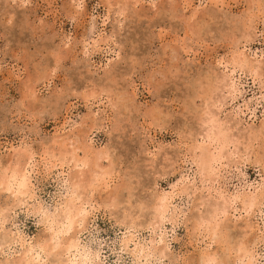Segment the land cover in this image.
Instances as JSON below:
<instances>
[{
	"label": "rangeland",
	"instance_id": "1",
	"mask_svg": "<svg viewBox=\"0 0 264 264\" xmlns=\"http://www.w3.org/2000/svg\"><path fill=\"white\" fill-rule=\"evenodd\" d=\"M239 50L259 60L258 72L233 65ZM223 71L229 85L214 92ZM206 90L236 136L215 180L192 158L207 143ZM263 124L264 0H0V175L25 147L40 169L24 204L0 186V264H199L205 253L214 264H264L263 200L207 218L216 199L264 185V130L249 141ZM87 131L92 147L78 151L79 165L60 164L66 142ZM97 150L111 176L93 191L83 182L89 214L79 234L59 233V246L49 223L59 229L70 197L63 179H88ZM159 193H173L163 222L152 217Z\"/></svg>",
	"mask_w": 264,
	"mask_h": 264
},
{
	"label": "bare ground",
	"instance_id": "2",
	"mask_svg": "<svg viewBox=\"0 0 264 264\" xmlns=\"http://www.w3.org/2000/svg\"><path fill=\"white\" fill-rule=\"evenodd\" d=\"M216 1H218V0H216ZM125 3H127V2H125ZM255 18H256V15H254V17L252 16L250 18V22L251 23L252 22L254 23ZM247 37H249L248 34H247ZM229 59H231V58H229ZM232 59H233V62L232 63H233L234 66L236 65V66H239V67H241L243 69L246 68L251 73L258 72V70L260 69V62H259V60H257L256 58L255 59H252L251 57H249V55L246 53L245 50H239V51H237L235 55L233 54ZM232 63L231 64L228 63V64L232 65ZM223 64H224V62H223ZM224 73L225 72L223 71L221 77H215V78L212 79V81H213L212 82L213 83L212 86H213V91L214 92L216 90H218V91L221 92V91H223L229 85V84L227 85V82H228L227 77H229V75L227 73L226 74H224ZM210 82H211V80H210ZM208 85L210 86L209 83H208ZM211 87H209L208 89H210ZM206 91H208V90H206ZM213 91L210 90V91H208L206 93V95H207L206 96L207 97L206 99L210 103V104L208 103L209 105H208L207 109L204 111L205 118H206L204 122L207 124V127H208L207 128V133H206V141H207V143L205 145H203V146L202 145H199L198 146V148L200 149L199 152L198 153H194L193 152L194 154L192 156V158L195 159V162H193V163L194 164L195 163L197 164V167L196 168H198L197 169L198 172L200 174H204V176L208 177V179H210V180L217 179L218 172L220 171L219 170L220 169V165L223 163V159H230L233 155H236V153H237V150H235V149L232 150L230 148V144H233L235 142V139L233 138V136H235V135H233L232 127H230V125L224 119H222L220 117V113L222 111V100H220L218 98L215 99L214 96H213ZM64 129H65V127H64ZM263 130H264V124L261 125V129L258 132H255V131L250 132L249 133V141H252V140L256 139ZM90 131L89 132L88 131L85 132V135L83 136L84 137L83 139L79 137L80 141L79 140L77 142L75 141L76 144L74 143V140L76 138L72 141V139H69L70 137L68 138V136H64V135H61V134L60 135H56L54 137L55 139H57V138L58 139H62V142H65V141H67V139H69L68 140L69 142L67 141L66 144L68 146H71L72 147L71 149H69L66 146L67 148H65V152L59 153L61 155L58 154L59 155L58 157L60 158V161H61L60 164L61 163H65L66 164V163H69L70 161H74V164L72 165V167H77L79 165L78 163L81 160L78 159L79 158L78 155H77L78 151L81 150V149L84 150V146H85V148H87V146L88 147L89 146L92 147V145H90L89 143H87V139L90 137L89 136ZM77 132H79V134H80L79 136L82 137V135H83L82 132H80V130L77 131ZM55 139H54V141H55ZM84 142H85L86 145H84ZM18 151L21 152L22 155L20 156V158H18L16 160L15 163L13 162L15 165L13 167H11V169H10L11 173L10 174H4L3 173L2 176L0 175V177H1L0 178V186H4V188H6V189L10 190L11 192L15 193L17 200H19L20 203H21V202H23L27 198V196L29 195V193L32 190V185L33 184H32V180H31L32 179L31 173L32 172H34V173L37 172V171H35L36 168H37V164H36L37 163L36 162L37 161V158H36L35 152L32 151V148L31 147H28V148L25 147L24 149H21V151L20 150H18ZM84 151L83 152L86 154L87 153V150L85 149ZM49 154H50V156L52 155V157L54 156L52 153H49ZM92 154L94 155L93 156L94 157L93 168H91V173H90L88 179L85 178V176H84L85 172L84 171H81V174H77V173L74 174V176H73L74 181H72L73 180L72 178L69 180V176L67 178L65 177L63 179V182L65 183V185L67 183L70 185V186H68V194H69L70 197H68V199H66L63 202L62 206L59 208L58 217H60V219L57 217V219H59V221L57 220L58 221V225H59V229L54 230L52 228L53 227L52 225H53L54 221L50 222L52 220V219L50 220V216H47L46 217L47 221L50 222L49 223V225H50L49 227L51 229V234L49 236L50 240L57 241L56 239H58L60 237V236L58 237L59 233H61V232L63 233L64 231L67 232L71 228L75 229L74 234L75 233L77 234L80 231V229H81V228L80 229H78V228L82 225V223H85L86 222V218H87V216L89 214V211L86 209V204L89 203V202L80 201L79 200V196H78L79 190L80 189L83 190V187H84L83 186L84 185L83 182H85V181L87 182L88 181V185H86L85 187L89 186V188H91V191H93L94 189H96L95 186H98L99 183L107 184V181H108V179L111 176V175H109V178H108V174L111 171L110 170H106V169L105 170L102 169V168H105V166H102L101 167V163H100L101 162L100 160L106 159V157L108 155L106 153V151L97 150V151H93ZM23 157H26L25 163L27 165V168L24 169V170H21L22 168L19 169V167H20L19 166L18 169H17L16 166L19 165V162L18 161H20V159H23ZM41 158H44V156H42ZM87 158H89V156ZM87 158H84V160H82V162L84 164H87L88 160H90V159L87 160ZM51 159H53V158H51ZM57 160H59V159H57ZM92 160H93V158H92ZM40 162H41V160H40ZM45 163H46V161H45ZM43 165H46V164H43ZM56 166L53 165V167L57 168ZM37 169H39V168H37ZM107 169H108V167H107ZM39 171H40V169H39ZM49 171H50V168H49ZM62 172L63 171H61V173ZM201 176H203V175H201ZM205 180L207 181V179H205ZM13 193H11V194H13ZM222 195L225 196L224 194H222ZM227 196H229V195H227ZM230 196H233V195H230ZM235 196H236L235 198L220 197V199L219 198L216 199L214 201L213 205H212L210 214H209V216L207 218L209 220L211 219V221L212 220H214V221L219 220L220 215L226 213L227 212V209L229 207H231L234 204V202H236L237 200L241 203V204L240 203L239 204L242 205L243 208H251L254 204H256V203L258 204L259 202L261 203L262 200L264 201V185H261L260 187L258 185V187H256L255 190H253L252 192H247L246 194L244 193V195L242 197H237L236 193H235ZM172 198H173V193H169V194H167V193H159V194H157V196L154 198L155 200L153 201V205H152V207H153V215H152L153 219H157L158 221H161V219H163V217H165L164 215H165L167 209L169 208V205L171 204ZM108 200H111L110 197H108ZM23 204H24V202H23ZM110 204L111 203H109V205ZM88 206H90V205H88ZM44 213H45V211H44ZM203 219L201 220V222L204 221ZM208 219H206V220H208ZM47 221H46V223H47ZM152 221H150V222H152ZM163 221H164V219H163ZM163 221H161V222H163ZM201 222H200V224H201ZM206 225H208V223ZM209 225H211V224H209ZM152 226H154V224ZM199 226H201V225H199ZM202 226H203V224H202ZM60 228H62V229H60ZM220 228L221 227H219V230H220ZM212 229H214V227ZM212 229H210L211 230L210 232H212ZM81 231H82V229H81ZM214 233H216V232H214ZM74 234H72V236ZM74 240L77 241V239H74ZM227 241H229V240H227ZM58 242L60 243V241H57L56 244L60 246L61 244H58ZM72 242L69 243V245L68 244L67 245L64 244L65 245V246H63L64 249H65L64 252H63L64 255H66V254L71 255L72 248L76 247V244H74L76 242H74V243H72ZM241 242L243 243V241H241ZM125 243H126V241H125ZM244 243H246V242H244ZM240 244L241 243H239V245L237 244L235 246H239L240 247ZM125 245H127V244H125ZM230 246H232V245H230ZM244 246H245V244H244ZM54 247H57V246H54ZM65 247H67V248H65ZM239 247H238V249L235 247L236 249H234V250H236V251L239 250ZM33 248L34 247H32L31 245L28 246L27 251L30 252V255H31V253L33 251ZM141 248H143V247H141ZM244 249H246V248L244 247ZM77 250L79 251L78 248H77ZM74 251H73V253L75 254L76 252H74ZM137 252L141 253L140 251H137ZM207 254L205 253V254L201 255V257L199 258L201 262L199 261V264H205V262H207V261L210 260V258H211L212 255L209 256L210 253L208 255ZM141 255H142V253H141ZM213 256H214V254H213ZM72 257H73V255H72ZM239 257H241L240 254H239ZM74 258L76 259L75 256H74ZM212 258H214V257H212ZM67 260L69 261L68 264H77V262H78V261L77 262L74 261L73 259H70V257H67ZM81 260L82 259H80V261ZM211 261H212V259H211ZM223 261H227V260H223ZM235 263H237V262H235ZM23 264H31V263H28V260H27V263H23Z\"/></svg>",
	"mask_w": 264,
	"mask_h": 264
},
{
	"label": "snow or ice",
	"instance_id": "3",
	"mask_svg": "<svg viewBox=\"0 0 264 264\" xmlns=\"http://www.w3.org/2000/svg\"><path fill=\"white\" fill-rule=\"evenodd\" d=\"M206 264H214V261L209 260L206 262Z\"/></svg>",
	"mask_w": 264,
	"mask_h": 264
}]
</instances>
